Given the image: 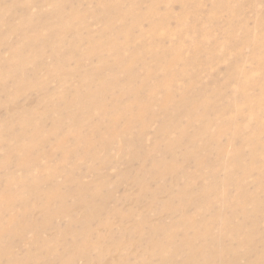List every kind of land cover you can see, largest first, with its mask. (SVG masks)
<instances>
[{
	"label": "rangeland",
	"instance_id": "obj_1",
	"mask_svg": "<svg viewBox=\"0 0 264 264\" xmlns=\"http://www.w3.org/2000/svg\"><path fill=\"white\" fill-rule=\"evenodd\" d=\"M0 264H264V0H0Z\"/></svg>",
	"mask_w": 264,
	"mask_h": 264
},
{
	"label": "bare ground",
	"instance_id": "obj_2",
	"mask_svg": "<svg viewBox=\"0 0 264 264\" xmlns=\"http://www.w3.org/2000/svg\"><path fill=\"white\" fill-rule=\"evenodd\" d=\"M94 97H95V96H94ZM96 98H97V96H96ZM54 130H56V127L54 128ZM50 196H51V195H50ZM53 196H54V195H53ZM9 198H10V197H9ZM13 198H14V197H13ZM53 198H54V197H53ZM10 200H11V198H10ZM10 200H9V202H11ZM12 200H13V199H12ZM47 200H48V199H47Z\"/></svg>",
	"mask_w": 264,
	"mask_h": 264
}]
</instances>
